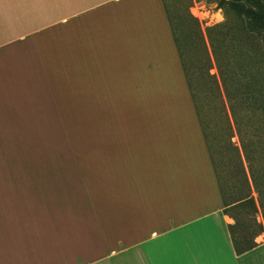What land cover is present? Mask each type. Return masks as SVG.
<instances>
[{"label":"crops","instance_id":"crops-1","mask_svg":"<svg viewBox=\"0 0 264 264\" xmlns=\"http://www.w3.org/2000/svg\"><path fill=\"white\" fill-rule=\"evenodd\" d=\"M55 29L62 67L24 69ZM3 52L12 70L1 76L0 116L35 109L23 100L26 70L61 77L65 103L52 99L62 84L32 91L41 109L65 108L77 93L79 120H94L93 147L80 155L94 180L78 181V194L66 180L50 184L38 201L55 203H39L46 213L30 226L0 211V264H264L263 234L236 253L165 0H0Z\"/></svg>","mask_w":264,"mask_h":264},{"label":"rangeland","instance_id":"rangeland-1","mask_svg":"<svg viewBox=\"0 0 264 264\" xmlns=\"http://www.w3.org/2000/svg\"><path fill=\"white\" fill-rule=\"evenodd\" d=\"M165 1L185 54L197 105L205 122L217 172L228 200L227 214L232 217L233 224L239 219L245 222V225L251 222V215L254 216L263 225V231L256 237L258 238L264 235V113H256V116L246 114L241 117L240 130L238 129L212 58L207 28L228 23L225 30L229 33V83L233 95L239 97L237 103L244 106H239V115L245 113L244 108L258 105V102L264 105V58L258 55V58L251 62L246 60L245 52L250 48L246 46L244 36L238 31L242 23L237 20L230 0ZM256 5L264 10V0H240L241 14ZM242 19H245V15ZM196 26L201 28L209 54L195 35ZM262 36L264 37V31ZM47 37L45 46L39 47L36 60L31 61L29 56L27 61L23 59L24 69L32 68L31 62L36 68H46L47 64L50 68L62 67L60 29H55L47 34ZM41 47H46L47 52L42 54ZM21 48L24 52L30 45L24 44ZM6 58L7 53L0 54V84L2 73L5 71L10 74L12 70V62L5 60ZM14 61L17 64L22 63L21 59ZM208 61L210 63H207ZM30 74V71L26 70L21 78L23 100H32L35 109H2L6 115L0 116V211L22 215L24 223L29 226L34 218L46 213V209L39 208V203L46 202V206L55 203L38 201L47 196V187L50 184L66 180V191L72 186L78 194V181L84 186L85 181L94 180V166L85 165L80 157L81 151L93 147L91 138L94 135V120H79L77 93L70 94L71 104L65 108L53 109L48 106V109H41L38 98L42 99L43 96L41 92L37 96L36 91L32 90L35 87L42 88L48 81L55 86L62 84L61 77L55 76L53 81V78L30 77ZM60 88L62 89L59 90ZM56 89L60 94H55L52 99L57 101L60 96L64 103L68 101V93L63 90V84ZM3 94L6 93L0 85V96ZM252 94L256 95V99L254 96L251 98ZM48 99L52 100L50 96ZM6 101L3 99L0 102L5 105ZM244 146L247 150V160ZM47 180H50L49 183ZM14 181L21 184H17L20 186L21 195L16 199L15 206L14 189L7 187L9 184H16ZM250 198L255 200L256 208L249 203ZM69 202L71 201L67 200L65 204L68 205ZM240 230L241 227L237 225L236 235L241 234Z\"/></svg>","mask_w":264,"mask_h":264},{"label":"trees","instance_id":"trees-1","mask_svg":"<svg viewBox=\"0 0 264 264\" xmlns=\"http://www.w3.org/2000/svg\"><path fill=\"white\" fill-rule=\"evenodd\" d=\"M230 1L232 4V8L236 11L237 20L240 21V23H242V26L239 25L238 31L244 36L246 46L250 48V50L246 49V52H245L246 60H248V62H251L252 60L257 59L258 55L259 57L264 58V37L262 36L263 31H264V10L261 8H258V5H256V7L248 8V10H245V12H242L243 14H241L240 0H230ZM244 15H245V19H244L245 21L242 19V17L244 18ZM170 21H171V24L174 30L176 42H177L178 49H179V52L182 58V62L184 65L188 83L191 89V93H192L196 108L198 110L200 120L202 123V127L204 130V134H205V137H206V140H207V143H208V146H209V149H210V152H211V155H212L215 167H216V162L213 157V149L211 146L209 135L207 133L205 122L201 117L200 110L197 105V96L194 90L193 81H192L188 66L186 65L185 54L183 53L182 47L180 45L177 29L175 28L173 24V20L171 16H170ZM227 28H228L227 22L223 24H215V25L208 27L207 28V39L211 47L212 58L216 64V68L220 75V79H221L222 86L224 88V92L230 102V106H229L230 112L232 113V117L234 118L235 124L240 130L241 117H245L246 114L249 116L251 115L256 116V113H258L259 115L260 113H264V105L258 102V105H254L249 108H244L245 110L244 114L239 115L238 113V110L240 109V107H244V106H242V104L239 102L237 103V100L239 97L233 95V92L231 90L230 83H229L231 79V75L228 70L229 68H228V61H227L228 34H229L228 31L225 30ZM195 35L198 36V38L200 39L203 49H205V51L207 50V53L209 54L205 38L203 36V33L200 27H197V26L195 27ZM210 55H209V60L211 59ZM207 63H210V61H208ZM253 96H254V99H256V95L252 94L251 98H253ZM246 99H248L247 94H246ZM243 150H244L245 158L247 160V150L245 146ZM216 171H218L217 167H216ZM217 174H218L220 186L222 189L225 206H227L228 200L225 194V190L223 188V184L221 183L219 173L217 172ZM248 201L253 206V208H256V202L253 198H250ZM224 211L225 213H228L226 208ZM250 220L251 222H249L247 225H245L244 224L245 222L239 219L236 220L235 224L230 225V231L232 235L233 244H234L236 253L238 255H241L247 251H250L256 246H258V243L256 242V237L260 235L261 232L263 231V225L260 224L256 220V218H254V216L252 215H251ZM237 225L241 227V230H240L241 234L239 236L236 235V232H235V228L237 227Z\"/></svg>","mask_w":264,"mask_h":264},{"label":"built area","instance_id":"built-area-1","mask_svg":"<svg viewBox=\"0 0 264 264\" xmlns=\"http://www.w3.org/2000/svg\"><path fill=\"white\" fill-rule=\"evenodd\" d=\"M96 257V256H95Z\"/></svg>","mask_w":264,"mask_h":264}]
</instances>
